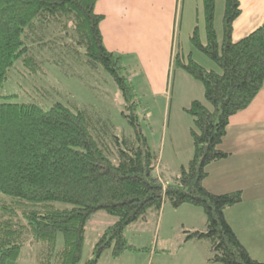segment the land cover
<instances>
[{
    "label": "trees",
    "instance_id": "1",
    "mask_svg": "<svg viewBox=\"0 0 264 264\" xmlns=\"http://www.w3.org/2000/svg\"><path fill=\"white\" fill-rule=\"evenodd\" d=\"M97 2L0 0V90L17 61L34 71L41 68L29 44L32 38H39L43 47L49 28L72 31L85 47L84 62L102 66L114 79L124 98L123 114L135 129L134 138L118 136L109 118L77 104L55 102L44 108L34 102H0V264H16L26 245L36 249L37 264H80L87 225L100 212L113 222L85 264H98L107 250L115 256L144 250L129 241L126 229L153 214L159 217L165 204L203 209L206 229L186 230V240L209 241L210 261L264 264L250 254L225 215L243 200V192L213 193L204 184L209 165L230 155L222 143L231 116L247 108L264 86V21L234 40V23L243 9L240 0H225L220 42L217 0H203L207 40H201L197 27L192 41L222 72L177 53L176 64L203 82L212 108L192 101L188 111L195 123L194 156L167 183L140 129L136 91L124 71V57L104 43L105 17L96 11ZM59 233L64 235L60 247Z\"/></svg>",
    "mask_w": 264,
    "mask_h": 264
},
{
    "label": "rangeland",
    "instance_id": "2",
    "mask_svg": "<svg viewBox=\"0 0 264 264\" xmlns=\"http://www.w3.org/2000/svg\"><path fill=\"white\" fill-rule=\"evenodd\" d=\"M224 2L225 0H222V4L220 1L216 3L215 25L220 42L223 41ZM202 3L203 1L200 0L201 11L198 13L196 0H191V7L183 15L181 22L180 18L179 23L172 18L171 31L166 33L165 28L162 27L166 33L165 36L164 31H160L161 28L145 46L144 32L139 30L132 38L133 40H130L132 31L129 29L127 41L122 40L124 41L123 51L116 52L124 56V71L133 81L136 91L138 102L136 115L140 129L158 156L157 172L161 173L164 182L167 183L173 182L183 166H188L194 156L192 130L195 123L188 111L192 101L201 100L212 108L206 99L203 82L176 64L177 53L180 52V58L183 60L188 61L191 55L195 61L207 69L222 72V68L201 52L192 41L193 32L197 27L201 40L204 43L207 40ZM249 5H251L250 0H246L245 16L248 19L244 20L237 30V32H244L242 35H245V30L251 27V11L247 8ZM255 20L256 18L252 23H255ZM160 21L166 26V18H161ZM250 31L247 33L249 34ZM47 35L43 47H41V40L37 37L29 41L32 52L41 62L42 69L37 68L34 71L21 60L17 61L10 79L0 90V102H34L44 108H50L55 102L70 106L71 104L85 106L90 111H99L104 118H109L118 136L134 138V126L123 114L126 111L123 95L110 73L100 65L92 66L84 62L85 47L78 43L74 32L67 34L60 29L49 28ZM234 36L238 38L239 34L236 33ZM135 42L138 47L134 46ZM208 171L209 174L211 173L208 182L213 187L219 185L218 180L221 173L215 167L213 169L208 167ZM243 183L245 184V181ZM187 206L196 207L193 205H186L180 209L173 208L171 205L164 207L161 212V229L158 231L152 220L142 223V226H146L144 229L127 228L126 235L129 241L133 244L139 243V247L143 246V243H148L150 248H157L166 258L167 253L162 249L172 251L181 259L187 257L188 264H210L207 262L210 255L209 241L194 239L181 245L182 240L180 242L176 240V235L178 239L182 238L184 226L183 221L180 220L187 215L185 209ZM200 212H204L202 208ZM101 213L104 212L98 214ZM168 219L169 223L173 220L171 225L167 224ZM206 221L205 215L202 224L200 218L189 223H195L194 227L205 230ZM190 224L186 223L187 229ZM105 226V224L99 225L91 221L88 223L80 264H85L87 257L93 252L96 242L104 233ZM235 227L240 229L242 226L235 222ZM167 237L174 239L165 242ZM63 243L64 235L59 233L58 247ZM21 254V258L27 254L35 256L36 249L26 245Z\"/></svg>",
    "mask_w": 264,
    "mask_h": 264
},
{
    "label": "crops",
    "instance_id": "3",
    "mask_svg": "<svg viewBox=\"0 0 264 264\" xmlns=\"http://www.w3.org/2000/svg\"><path fill=\"white\" fill-rule=\"evenodd\" d=\"M217 1L222 4V0ZM240 1L243 10L236 21L237 25L235 24L234 40L245 37L247 32L252 28L256 29L264 21V0H250L251 5L247 8L251 11V27L245 30V35H242L244 32H237L239 25L248 19L245 16L246 0ZM190 2L191 0H98L96 11L105 17L101 23L104 43L108 49L114 52H122L123 42L127 41L126 37L130 29L132 31L130 40H133L132 38L139 30L144 32L145 46L162 27L165 28L166 33L171 31L172 18L173 20L176 19V22L180 18L181 22L183 15L191 7ZM196 2L197 12L199 13L201 11L200 0H196ZM202 7L204 12V2ZM161 18H166V26L160 21ZM255 18V23H252ZM160 31H164V29L162 28ZM166 33L164 31V36ZM236 33L239 34L238 38L234 36ZM134 46H137L136 42ZM222 147L230 155L221 161L209 165V169L215 167L221 173L218 180L219 185H214L213 187L208 182L211 173L206 177L204 183L213 193H227L238 190L243 192V200L234 206L228 207L225 210V215L250 254L264 262V86L247 108L231 116ZM243 181H245V184ZM167 205L169 204H165L164 207ZM186 205L188 204L176 209L186 207ZM185 209L187 215L180 220L183 221L182 225L184 226L181 234L182 238L178 239L177 235V239L175 238L177 242L182 240L181 245L194 240H186V230H200L194 227L195 223L190 224L189 222L200 218V223L202 224V220L205 217L204 212H200L198 207L190 208V206H187ZM161 216L160 214L156 218V215L153 214L148 220L155 222L156 231L161 229ZM91 222H96L99 225L105 224V230L113 222V218L101 213L96 214ZM172 222L173 220L169 223L168 219L167 224L171 225ZM235 222L241 224L242 227L237 229ZM186 223L190 224L188 229ZM142 225V223H136L128 228L132 230L144 229L146 226ZM173 239L167 237L165 242ZM198 241L204 242L206 240ZM134 245L140 246L137 242ZM143 247L145 248L144 250H126L120 256H115L111 250H107L103 253L98 264H188L187 257L178 258L170 250L162 249L167 253L166 258V256H162L163 254L157 248H150L148 243H143L140 248ZM208 250L210 255L207 262L218 264L209 260L211 257L210 244H208ZM92 253L87 259L92 256ZM21 257L22 254L16 264H37V254L35 256L27 254L23 258Z\"/></svg>",
    "mask_w": 264,
    "mask_h": 264
},
{
    "label": "built area",
    "instance_id": "4",
    "mask_svg": "<svg viewBox=\"0 0 264 264\" xmlns=\"http://www.w3.org/2000/svg\"><path fill=\"white\" fill-rule=\"evenodd\" d=\"M179 23V22H178Z\"/></svg>",
    "mask_w": 264,
    "mask_h": 264
}]
</instances>
